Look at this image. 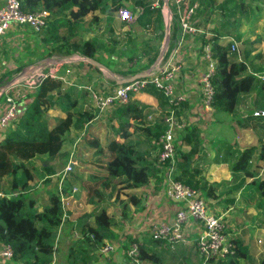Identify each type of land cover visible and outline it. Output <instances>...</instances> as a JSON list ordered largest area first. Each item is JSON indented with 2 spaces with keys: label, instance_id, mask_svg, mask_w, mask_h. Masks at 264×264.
Here are the masks:
<instances>
[{
  "label": "trees",
  "instance_id": "obj_1",
  "mask_svg": "<svg viewBox=\"0 0 264 264\" xmlns=\"http://www.w3.org/2000/svg\"><path fill=\"white\" fill-rule=\"evenodd\" d=\"M123 1L21 0L24 12L47 11L49 13L47 27L40 33L32 30L39 37L41 45L43 44L44 52L40 62L56 58V56L70 58L72 55H77L83 59L95 60L113 69L115 62L112 61V57L119 55L131 65L135 61L141 63L142 60L147 59L144 67L131 66L128 72L130 78L149 69L159 57L161 46L157 41L163 37L164 14L161 8L152 6V0H129L133 3L139 1L144 5L135 24L142 29L143 36H149L148 41L138 42V38L130 36L129 33L126 34L125 41L118 40L112 38L114 36L113 14L123 6ZM206 1L212 2V0ZM224 5L227 7L229 18L236 17L238 11L243 13L245 10L244 5L238 4L236 0H226L221 6ZM245 13L248 15V10ZM89 15H92V18L87 22ZM102 22L105 23V31L102 34L88 39L82 38L80 31L82 29L87 31L86 25H100ZM228 27L226 28L227 34L229 33ZM180 34L178 21L173 17L165 58H168L178 46ZM220 38L221 35L215 32L212 38L204 39L198 53L203 54L204 57L202 50L209 46L212 57L217 62L212 78L215 89L211 103L212 111L217 115L223 114L231 117L233 123L243 129L251 130L255 135L259 146L238 151L239 157L230 167L231 181H240L242 178L245 181L246 178H252V184H255L256 189L260 191L262 200L264 199V180L256 179L250 163L257 152L258 160L264 161V143H262L264 118L254 117L255 110L248 112L246 116L237 113L236 110L240 99L246 95H254L257 108H264V81L259 79V74L252 70V62L249 58L253 50L232 51L229 45L219 42ZM241 38V35L236 36L238 41ZM49 44L52 46L45 47ZM78 63H62V67L69 69L71 65L76 66L79 70L78 74H82L85 67L90 69L91 75L88 74L90 76L94 74L93 71L96 74H102L97 67L86 62ZM80 66L84 67L81 69ZM111 85L112 87L118 86L117 81H112ZM110 90V87L102 90L96 86L94 88V91L105 94H108ZM79 92H81L80 97L90 98L85 89ZM143 92H148L157 99L156 113L150 114V111L142 110L134 104L115 107L116 131L121 141L116 136L105 147L99 143L92 145L96 156L91 164L94 165L95 170H91L86 178L79 175L76 169L68 171V180L65 184L71 188L70 183L79 182L81 190L85 193V204L97 205L100 202L109 201L114 196L117 201L122 191L136 190L149 185L160 172L161 167L165 177L168 165L160 164V167L158 163L161 152L160 140L166 129L163 119L168 113L170 103L162 92L153 87ZM78 96L75 88L66 87L60 80L47 78L32 94L29 105L26 104L25 109L19 102L21 108L18 119L13 121V125L16 123L15 131H11L7 138L0 142V190L4 195L19 191L16 197L0 198V241L12 247L14 252L12 260L17 264H53L54 256L59 248V239L65 233L62 199L70 196L67 193L68 190L64 188L60 193L59 190L50 193L48 203L40 210L36 206L37 202L34 199L27 201L22 192L29 188V183L33 179L26 163L44 155L50 160L69 157V154L61 153L67 134L74 127L85 129L95 118V114L88 112L84 105L79 106ZM184 104L178 111L180 118L179 112ZM54 108L64 112L66 118L58 120L56 125L49 128V123L44 116ZM95 110L97 114H103L98 109ZM195 128L186 127L176 135V179L200 192L206 200L217 199L216 188L221 184H211L205 178H200L199 172L193 167L195 155L202 150L200 133H197ZM135 134L139 135V138L143 136V140H128ZM220 144L226 145L225 143ZM231 151L233 148L228 146L227 161L231 158ZM48 173L49 175L55 174L51 169ZM125 195L128 200L122 203V214L129 204L134 205L136 209L142 208V198L134 194ZM92 216L95 219L93 226L83 220L78 221L77 224L66 223L72 226L70 234L79 232L81 235V239L72 247L77 249V254L74 256L76 259L80 258L78 264H89L90 253L103 249L107 245L105 241L111 242L115 239L111 231L114 219L108 216L106 208L95 210ZM127 242L122 243L118 240V247L114 243L111 245L115 247V251L126 249L127 264H132L133 261L128 258V251L131 245L137 243L138 240L131 238L128 244ZM163 243L152 238L149 241L138 243L139 256L135 259V264H161L162 253L156 249ZM231 243L233 245L232 255L227 259L212 258L210 262L239 264L240 259L249 262L248 247H245L238 239H232ZM195 248L197 251L196 244ZM202 259L205 260L204 257Z\"/></svg>",
  "mask_w": 264,
  "mask_h": 264
},
{
  "label": "crops",
  "instance_id": "obj_2",
  "mask_svg": "<svg viewBox=\"0 0 264 264\" xmlns=\"http://www.w3.org/2000/svg\"><path fill=\"white\" fill-rule=\"evenodd\" d=\"M126 1L127 0H124L122 2V5L128 3ZM225 1L226 0H212V2L209 3L206 0H193V2L198 5V10L194 17V25L198 29V33L192 39H190V37L187 38L190 43L196 44L199 48H201L200 45L202 41L204 39L212 38V36L215 35V32H217L221 35L219 42L223 45H228L226 39V28L227 26H229L228 29L235 27L237 31L239 24L236 25L235 22H239L240 17L238 15L239 11L236 15L239 17H236V19L238 18V20H235V17H228L229 14L227 11V7L225 5L221 6ZM236 1L238 4L244 5L243 0ZM251 1L254 2V0ZM4 2L5 0H0V6L3 5ZM10 39H13V42L19 46L17 50L18 53L16 54L9 53L10 49L8 48L6 50ZM42 45L39 37L36 36V34H34L32 30H30V28L26 27L13 28L10 31L9 35L4 40L0 41V119L5 114L8 107L6 99L8 97L14 98L12 93L13 89L16 87L15 85H17V82H12H14V79L17 76L25 74L24 78L28 79L35 75V71L39 68L54 66V64L52 63L40 62L41 55L44 52V48L42 47ZM9 46L10 45H8V47ZM176 52L177 57H180L183 62V71L177 79L176 87L179 94H183L186 96V103L184 104V107L181 108L179 113L181 115V119L187 124V128L196 127L195 129L197 133H200L201 139L202 150L197 155H195L196 157L194 158L195 162L193 164V167L199 172L200 178H205L207 182L211 184H221L220 187L216 188L215 195L217 196V199L207 200L208 205H214L209 206V209L211 208V212L223 217L225 219V222L229 224L230 228H236L234 220L235 218L233 215L234 212H238L239 214H241L242 212L251 211L253 213L252 217L254 220L251 225L246 224V230L259 231L264 235V199H260V191L256 189L255 184H252V178H246L245 181H243V178L240 181H231L232 173L230 170L231 164L234 163L239 157L238 151H242L245 148L252 146L257 147L259 146V143L257 142V139L255 138V135L251 130L243 129L233 123L231 117L223 114H214L212 109L208 111L203 106V91L201 79H198V73L200 72V69L205 72L207 68V62L205 61L203 54L195 55L193 53V50H191L189 53H186L181 49H178ZM38 58L39 61H36V59ZM52 59L58 60L54 57ZM80 67L82 69L84 66ZM32 94L33 93L28 92L26 93L27 98H22V100H20L21 106H23L24 109L27 107L26 104L30 102ZM133 96L134 97L131 98L129 105L134 104L142 110H145L143 109L145 107L147 108L146 110L151 112L150 114L154 112L156 113L158 101L148 92H142ZM53 97L56 98V96ZM78 98L79 100H81L80 96ZM242 101L251 102L247 104V106H249L250 108L241 107ZM255 101V96H243L240 99L236 112L242 114L243 116H246L248 112L260 109L255 105ZM79 106H82L81 102ZM115 110L116 109H111V111L108 112L110 120L112 121L111 127H103L101 119V117H103V114L94 113L95 118L90 122V125L88 127H86L85 129L72 128L68 134H70L71 132L72 134L84 132L85 136L80 145L83 151L90 149V147H92V145L96 143H99L101 146L105 147L111 139L116 138V136L118 135L115 126L116 123H114V121L117 122V113L115 112ZM65 118L66 114L58 108L50 109L44 116V119H46L49 123V128H52L54 125H56V122H58V120H63ZM17 119L18 118H16V120ZM15 124L13 125L12 123L5 132H3L4 130L0 128V142L4 141L11 131H15ZM68 134L66 136V142L63 146V151L65 150L64 152L69 154V157H60L54 160H50L46 155L37 157L34 160L30 161V171L32 172V174L34 173V162L37 159L44 157L47 158L44 165V169L47 172L46 175L48 176L46 178H52L59 175L57 172H54V175H49L48 170H52L53 166L55 169L56 163L62 160H65L61 164L63 170H65L69 165L71 169H76L77 171V168H74V164L70 163L72 155L74 156L75 154H71L72 151L69 152L68 150L64 149L65 145H71L72 143L71 139L68 138ZM102 134L105 139L104 142L102 141ZM139 134L141 135L140 131ZM117 138L121 141L120 137L117 136ZM128 140H143V136L139 138V135L135 134L132 135ZM220 143H225L226 145L223 146ZM262 143H264V140ZM228 146L232 147L233 151H231V158L227 161L226 157ZM185 149L187 150V148ZM149 161H151V159H149ZM250 164L252 170L256 175V179L264 180V161L258 160V152L254 154ZM254 165L255 167H253ZM91 166L94 167V165H92L90 162L88 168H91ZM158 166L161 167L160 163H158ZM78 168L80 170H83L82 172H80L79 170L77 171L79 175H82L83 177L85 176L84 178H86V174H84L87 173L84 170L85 168L82 166H79ZM163 177L164 172L161 167L160 172L157 173L156 177L151 181L149 185L136 190L126 191V193H132L142 198V208L138 209L136 212L135 209L130 206L132 209L127 211H132L130 216H134V218L132 217L130 220L124 217V214H122V209L121 214L117 217H114V215L116 214L115 212L120 211L121 208L120 205L115 202L116 199L112 198V200H106L105 202H100L97 205H85L84 199H82L79 204V208H77L76 205H73L75 196L71 197L70 195L68 198H66V200L70 204L69 214L71 218L64 224L63 230H65V233L59 239L60 244L58 251L54 256L53 264H78L80 258L76 259L74 256L75 254H77V249L72 247L75 243L74 241H78V236H80V233L75 232L73 234H70V230L72 229H70V226L66 223L72 222L77 224L78 221L83 220L85 221V223L93 226L95 219L92 215L97 209L106 208L108 216L114 219V225L111 227V231L115 235V239H113L111 242L105 241V244H112L113 242L118 241V239L122 238V235L125 233L124 231H127L130 226H132L130 229L133 235V239L140 241L139 243L149 241L151 239V224L156 222H172L175 219L178 210L181 208L180 205L167 200L163 194H161V196H163L165 202L160 199L161 196L159 195L158 189L160 187L163 189ZM66 179L67 176L65 180ZM44 196V198L48 199L49 193L46 192ZM83 196L84 194H82V197ZM253 201L254 204L253 206H251V202ZM45 202L46 203L44 205L48 203V200ZM36 206L39 209L38 204ZM215 209L216 211L220 212L217 213L216 211H214ZM84 217L86 218L84 219ZM132 219L134 221L131 223V225L127 224L128 221H131ZM124 226L125 228L123 229ZM117 228H121V230L117 231ZM135 229L138 231H135ZM199 231L200 229L196 225H191L190 227H188V230L186 229V232H189L190 234H199ZM233 232L234 231L230 230L232 238L233 234L236 237L235 233ZM128 235H130V233L125 234V236H123V239H126ZM235 239L241 240L244 243L242 237H238ZM3 245L4 244L0 241V253L2 251ZM169 245L172 244H167L164 242L156 249L158 252L162 253L161 264H165V256L170 254L171 250H169ZM245 247H248L250 254L251 251L249 246L245 244ZM104 257L107 256L102 255L100 253V250L97 252L94 251L90 253L91 260L89 261V264H127L126 253L123 249H117L114 253L110 254L107 259H104ZM0 264L17 263L13 262V260H7L0 257Z\"/></svg>",
  "mask_w": 264,
  "mask_h": 264
},
{
  "label": "built area",
  "instance_id": "obj_3",
  "mask_svg": "<svg viewBox=\"0 0 264 264\" xmlns=\"http://www.w3.org/2000/svg\"><path fill=\"white\" fill-rule=\"evenodd\" d=\"M165 0H153L152 6L161 8L164 16L167 17L168 12L164 3ZM171 8L170 22L174 18L177 19L181 29L180 44L188 36L194 38L198 33V29L194 25V17L198 10V5L193 3V0H168ZM144 5L141 2L125 3L118 8L114 15L119 24L129 26L136 21V18L143 11ZM49 20V13L47 11H38L34 13L24 12L22 10L21 0H5L4 4L0 6V41L4 40L13 28L28 27L35 33L42 32ZM228 45L232 51L237 50V43H230ZM179 45V43H178ZM239 48V47H238ZM178 46L174 53L168 58H161L157 61L151 75L147 78L138 79L133 82L111 87L108 94L103 92H96L94 88H82L89 93V97L93 100L96 109L104 113L107 109L112 107H120L129 104L133 95H137L149 88H155L162 92L165 98L169 100L170 106L167 115L164 117L166 129L161 137V152L159 155V163L168 165V170L165 171V180L163 185V195L167 200L180 205L175 219L172 222H156L151 224L150 236L155 241L165 243H186L185 233L186 228L194 223L200 229L198 239L196 241L197 251L200 256L208 259L212 258L227 259L233 253V245L229 236L226 234V225L223 222V217L211 212L208 206V201L203 195L184 185L176 179L177 177V163H176V135L187 127V124L179 117L178 111L182 104L186 103V96L179 94L177 91V79L183 71V62L180 57H177ZM204 59L207 62L206 71L201 78V85L203 91V106L206 110L212 109L211 103L215 94V89L212 84V78L215 74L217 62L212 57L210 47H206L204 52ZM79 62H84L83 58L77 57ZM162 62V63H161ZM64 64V63H63ZM61 62L54 64L51 67L39 68L35 71V75L28 79H22L23 82L28 81L25 85L27 93H33L39 85L51 78L54 80L64 81L65 76L71 73L70 70L63 69ZM79 64V63H78ZM77 71L78 68L76 67ZM86 67L82 70V74H86ZM64 70V72H62ZM61 73H65L61 75ZM264 80V75L259 76ZM20 80V81H22ZM68 83V82H65ZM19 85V81L17 82ZM15 85V86H17ZM32 90V91H29ZM7 110L0 119V128L7 129L14 120L18 117L20 112V104L14 98L8 97ZM254 117L264 118V108L257 109L253 113ZM70 171V170H69ZM16 197L8 194L4 195L0 190L1 197ZM63 224L70 219V204L63 198ZM115 251V247L111 244L104 246L100 252L104 255L111 254ZM13 249L10 245H3L0 257L12 260ZM139 256V244L133 243L128 251V258L135 264V259Z\"/></svg>",
  "mask_w": 264,
  "mask_h": 264
},
{
  "label": "rangeland",
  "instance_id": "obj_4",
  "mask_svg": "<svg viewBox=\"0 0 264 264\" xmlns=\"http://www.w3.org/2000/svg\"><path fill=\"white\" fill-rule=\"evenodd\" d=\"M126 2L129 3L131 1L128 0ZM243 2H244L243 9H245V10L242 13V16H241L240 12L238 13V15L240 17V19H239L240 21L235 22L236 25L239 24L238 30L236 31L235 27L229 28L228 29L229 33L227 34L226 39L230 43H232V42L237 43V45L239 47V48L237 47V50H239L240 52H248L249 50H253L250 53L249 61L252 62V70L254 72H256L257 74H259L258 78L261 79L259 76L264 75V0H254V2L251 0H243ZM247 10L249 12L248 15H246V13H245V11H247ZM236 17H238V16H236ZM236 17H235V20H238L239 17L237 19H236ZM91 18H92V15H89L87 17V22H89L91 20ZM113 23H114V30H113L114 36H112V38H116L118 40L125 41L126 40V34L129 33L130 36L137 37L138 42L144 41V40L148 41L149 36H143L142 35V29L137 24H135V22L130 24L129 26L125 27V26L119 24V22L116 20L115 15L113 14ZM169 23L171 25V22H169V18L167 19V22L164 21L163 37H162V39L157 41V43L160 46H162V48L160 50V54L163 51V47L166 45L165 42H166L167 38L165 37V33H166L167 25H169ZM120 26H123V27H120ZM86 28H88L87 31H83L84 29H82L80 31L83 39H88V38L93 37L97 34H102L105 31V23L102 22L100 25H91V26L86 25ZM237 35L242 36L240 41H238L236 39ZM189 37H190V39H192V36H188L187 38H189ZM187 38H185V40L182 41V43L179 45V48L181 50H183V52H186V53H189L191 50H193V53L195 55H197L200 51V48L196 44L190 43L187 40ZM77 39H79V37ZM13 41H14L13 39H10V41L8 43V45H10V46L8 47V45H7L6 50L8 48V49H10L9 53L16 54V53H18L17 50H18L19 46L16 43H14ZM51 46L52 45H50V44L45 45V47H51ZM202 51L205 52L206 47ZM160 54H159V56H160ZM77 57H78L77 55H72L70 57L72 62H70V63H73V64L78 63L79 61H76ZM56 58L58 59V61H61V62L64 61V63H65V60L67 59L65 57H59V56H56ZM158 59H159V57H158ZM158 59H157V61H158ZM13 60H14V58H13ZM180 60L182 61V59H180ZM36 61H39V58L36 59ZM112 61L115 62V65H114L113 69H110V70L115 74L114 77L110 76L108 73L103 72V71H102L101 75L96 74L93 71L94 74L92 76L88 77V76H85L83 74H78L76 66L71 65V67H69V69H65L63 67V69H65V70H70L71 73H68L65 76L64 81H62V82L64 83V85L66 87L75 88L77 91V95L80 96L81 92H79V91H81L82 88L89 87V89H91L95 86H96V88H98L100 90L105 89L107 87L111 88L112 87V85H111L112 81L130 78L128 76L129 75L128 72L131 69V66L134 65L135 67H139L141 65L144 67L147 64V59H144L141 61V63L135 61L134 64L131 65L126 61L125 58H122L119 55L113 56ZM62 72H64V70H62ZM144 72H146V71H144ZM203 72L204 71L202 69H200V72L198 73V79L202 78ZM64 74L65 73H61V75H64ZM86 74H90L89 68L86 69ZM28 81H25V82H23V80L20 81L19 85H17L13 89L12 95L15 97L16 101L20 102V100H22V98H27V96H26L27 91L23 92V90H25V85ZM65 82H68V83H65ZM29 91H32V90H29ZM23 96H25V97H23ZM132 97H134V96H132ZM80 99H81L80 100L81 104L84 105L85 109L88 110V112H93V113L97 114V112L95 110L96 106H95L93 100L88 98V96L80 97ZM248 103H251V102L242 101L241 107L250 108L249 106H247ZM111 109H115V107L107 109L103 113V117H101L103 127H105V126L111 127L112 121L110 120L109 113H108L111 111ZM144 109L146 110L147 108L144 107ZM114 123H116L115 126L117 127V122L114 121ZM7 129H2V130H4L3 132H5V131H7ZM84 136H85L84 132L74 133V134H72V132H71L70 134H68V138L71 139L72 143H71V145H69V144L65 145L64 149L68 150L69 152L72 151L71 154L72 153L75 154L74 156L72 155L70 163H73L74 168H77V171L79 170L80 172H82L83 170H80L78 167L79 166L84 167L85 172H87L84 174H86V177H87L90 174V170H94V167L91 166V168H88V165L90 164V162L92 160H94L96 155L94 154V150L92 147H90V149H88V150H84V151L82 150V147L80 145H81V141H83V139H84ZM102 141L103 142L105 141L103 134H102ZM73 144H74V149H73ZM73 150H74V152H73ZM64 151L62 148L61 153H65ZM38 157H40V156H38ZM34 159H32V160H34ZM46 159L47 158H45V157L39 158L34 162V169H33L34 173L32 174V172L30 171L31 175L33 176V179L29 183V188L26 191L22 192V194H24V196H26L25 197L26 200L29 201V200L34 198L35 201L37 202V204L39 206V210H40L44 207V204L46 203L45 201L48 200L47 198H44L45 197L44 194L46 192H48L50 194L53 191L59 190V193H60L65 188L66 190H68L67 193L69 195H71V197L75 196L73 205H76L77 208H79V204H80L81 200L84 199V196H85V193L81 190V186H80L79 182L70 183L71 188H68V185L65 184V181L68 180V179L65 180L66 176H68V171L69 170L71 171L74 169H71L70 166L68 165L66 167V169L63 170V167L61 166V164L65 160H62V161L56 163L55 169H54V166L52 169L54 172H57L59 175L52 177V178H46V177H48L46 175L47 172L44 169ZM32 160H30V161H32ZM30 161H28L26 163L29 170H31ZM253 167H255V165ZM161 190H162V192H161ZM158 191H159V195L161 196V194H163V189L160 187L158 189ZM18 193H19V191L17 193H12V194L9 193V195L10 196H12V195L16 196ZM82 194H84L83 197H82ZM125 194H132V193H126L125 191L121 192L120 197L117 199V201H115L118 205H120L121 208H120V211L115 212L116 214L114 215V217H117L121 214L122 203H123V201L128 200V197ZM6 195L8 196V194H6ZM1 198H3V197H1ZM76 198H80V199H76ZM113 199H115V196L113 197ZM160 199L162 201H164L163 196H161ZM253 204H254V201L251 202V206H253ZM130 206H132L136 212L138 210V209H136V207L134 205L129 204V206L126 208L125 212H123L124 217L127 218L128 220H130L132 217L134 218V216H132V217L130 216L132 211L127 212L130 209H132ZM208 206H214V205L209 204ZM214 211H216V209ZM216 212L219 213L220 211H216ZM233 215L235 218L234 220H235L236 228H230L229 224L227 222H225V219L223 218V222L226 225L227 235L229 236L230 240L238 238V237H242L244 243L249 246L250 251H251V253L249 254L250 255L249 262H246V261L240 259L239 264H262L264 262V235L262 232H259V231H254V230L247 231L246 230V226L251 225V223L254 220L252 217L253 213L251 211L242 212L241 214H239L238 212H234ZM85 218L86 217H84V219ZM133 221L134 220L132 219L131 221H128L127 224L131 225V223ZM191 225H196V224L192 223L189 225V227ZM131 227L132 226H130L127 231H124L125 233L122 235V238L118 239L119 241H121L122 243H126V241L129 242V240L133 236L131 233V229H130ZM71 228H72V226H70V229ZM124 228H125V226L123 227V229ZM186 229L188 230V227ZM120 230H121V228H117V231H120ZM230 230L234 231L233 233H235L236 237L234 236V234H233V238L231 237ZM135 231H138V230L135 229ZM127 233H130V235H128L126 237V239H123V236H125V234H127ZM198 237L199 236L197 233H191L190 234L189 232H186L185 233L186 243H172V245H169V247H170L169 250H171V251H170V254L165 256V264H218L217 262H210L208 259L203 260L202 257L200 256V254L196 251L195 244H196ZM128 238H129V240H128ZM80 239H81V235L78 236V241ZM74 242H76V240ZM74 242H72V243H74ZM128 242H127V244H128ZM139 242L140 241H138L137 243H139ZM113 243L116 247H118L117 246L118 241L113 242ZM58 244H60V242H58ZM167 244H170V243H167ZM245 244H244V246H245ZM123 250L126 251V249H124V248H123ZM104 256L108 257V256H110V254L104 255ZM107 257H104V259H107Z\"/></svg>",
  "mask_w": 264,
  "mask_h": 264
},
{
  "label": "water",
  "instance_id": "obj_5",
  "mask_svg": "<svg viewBox=\"0 0 264 264\" xmlns=\"http://www.w3.org/2000/svg\"><path fill=\"white\" fill-rule=\"evenodd\" d=\"M164 3H165V6L167 8V12H168L167 17L165 16V21L167 22V19L169 18V22H170V15H171L170 4H169V1L168 0H165ZM170 27H171V25L169 23V25H167L166 33H165V37L167 38V40L165 42L166 45L163 47V51L161 52V54L159 56V59L165 57V54L168 51ZM173 53H174V51L172 52V54ZM83 61L86 62V63H88V64H90V65H92V66H94V67H97L98 69H100L103 72L108 73L112 77L115 76V74L109 68H107L105 65H103V64H101V63H99V62H97L95 60H92V59H89V58H85V59H83ZM43 62L57 64L58 62H61V61H58V60H54L52 58H49V59H47V60H45ZM70 62H72V60L70 58H67L65 60V63H70ZM61 63H64V61L61 62ZM156 63H157V61H156ZM156 63L153 66H151L150 69L146 70V72H142V73L136 74V75L132 76L131 78H127V79H123V80H117V84L118 85H124V84L133 82V81L138 80V79H143V78L149 77L151 75V72L153 71ZM24 76H25V74H22V75L17 76L14 79V82H12V83H15V82H18V81L22 80L24 78Z\"/></svg>",
  "mask_w": 264,
  "mask_h": 264
}]
</instances>
